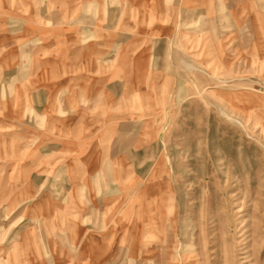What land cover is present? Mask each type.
Masks as SVG:
<instances>
[{
  "label": "rangeland",
  "instance_id": "1",
  "mask_svg": "<svg viewBox=\"0 0 264 264\" xmlns=\"http://www.w3.org/2000/svg\"><path fill=\"white\" fill-rule=\"evenodd\" d=\"M5 1L0 264H264V0Z\"/></svg>",
  "mask_w": 264,
  "mask_h": 264
},
{
  "label": "crops",
  "instance_id": "2",
  "mask_svg": "<svg viewBox=\"0 0 264 264\" xmlns=\"http://www.w3.org/2000/svg\"><path fill=\"white\" fill-rule=\"evenodd\" d=\"M1 2H3V6H2V8L0 9V10H2V11H0V15H3L4 13H5V8H7V2L5 1V0H0V3ZM27 20L29 21V16L27 17ZM7 24H15V22L14 21H9V20H7V19H5L4 17H2V19H0V25H7ZM13 31V30H12ZM0 33H4V31H0ZM5 33H9V30H7V31H5ZM12 33V32H11ZM10 33V34H11ZM89 58V57H88ZM64 58H62V56L59 58V60L60 61H62ZM7 61H8V63L10 62V57H7ZM24 73H26V75H28L29 74V69L27 68V67H22V71H21V81H24V78H25V75H24ZM40 73V71L38 72V74ZM11 76H13L14 78H8L9 79V81L11 80V81H16L18 78H19V76H15L14 74H10ZM40 76V75H39ZM26 77H28V76H26ZM55 79V78H54ZM53 79V80H54ZM41 81H46L42 76H41ZM59 82H66V79H62L61 81H59ZM57 86V85H56ZM47 86L45 85V84H43L42 86H38V88H36V90H41L42 88H46ZM54 100H56V98H54ZM77 111V110H76ZM72 115L70 114L69 115V117L68 118H70ZM76 121H78V119L76 120Z\"/></svg>",
  "mask_w": 264,
  "mask_h": 264
}]
</instances>
